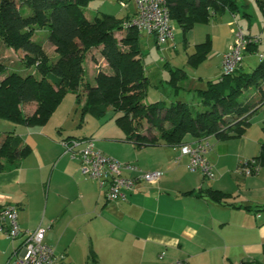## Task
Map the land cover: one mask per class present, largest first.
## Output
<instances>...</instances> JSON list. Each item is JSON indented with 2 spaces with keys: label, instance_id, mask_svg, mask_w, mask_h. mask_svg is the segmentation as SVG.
I'll return each mask as SVG.
<instances>
[{
  "label": "crops",
  "instance_id": "0c3cea01",
  "mask_svg": "<svg viewBox=\"0 0 264 264\" xmlns=\"http://www.w3.org/2000/svg\"><path fill=\"white\" fill-rule=\"evenodd\" d=\"M230 13L216 18L205 36V40L211 36L212 45L199 65L205 67L198 81L188 74V67H180L186 78L192 77L190 84L197 96V89H205L208 81L222 76L223 55L239 31L234 26L239 24L236 14ZM190 32L187 42L183 34L185 45L191 42ZM176 37L174 31L168 48L175 47ZM61 106L62 102L42 125L22 124L14 129L6 123L4 132H15L31 151L17 167L0 170V206L17 208L22 231L16 239L0 232V264L9 263L25 241V232L40 227L46 229L44 242L63 256L64 264H176L179 260L189 264H264V167L250 176L237 172L243 162L260 154L264 106L251 116L243 136L209 138L211 148L206 157L214 167L212 179L189 169V157L182 154L180 146L139 148L126 140L117 124V128L95 129L83 136L67 130L75 104L71 102L67 114ZM35 108V104L24 106L28 113ZM68 138H93L105 155L135 164L142 171H161L162 177L154 183L138 184L124 201H110L106 189L83 174L79 160L66 152L61 141ZM194 140L187 138V142ZM135 174L124 172L126 176ZM208 189L229 196L217 202L199 194ZM190 191L195 193L188 194Z\"/></svg>",
  "mask_w": 264,
  "mask_h": 264
},
{
  "label": "trees",
  "instance_id": "16d2710c",
  "mask_svg": "<svg viewBox=\"0 0 264 264\" xmlns=\"http://www.w3.org/2000/svg\"><path fill=\"white\" fill-rule=\"evenodd\" d=\"M91 1L0 0V38L6 46L21 50L25 66H35L40 75L10 72L0 80L2 119L27 126L42 125L73 91L81 110V124L87 115L100 119L111 109L126 140L139 148L181 147L189 143V136L195 140H228L246 133L251 116L264 106V57L252 72L241 70L240 62L232 73L208 81L205 89H197L200 104L182 100L169 106L164 101L148 103L145 97L149 78L140 56V31L131 27L126 36L119 38L117 33L123 29L125 18L106 13L88 18L85 7ZM257 1L264 14V0ZM168 5L171 19L180 26L185 42L196 24L209 23L219 12L240 11L236 0H168ZM245 15L249 16L247 12ZM38 29L48 30V39L57 53L55 58L33 39ZM211 41L209 35L196 44L195 52L188 55L192 66L198 67L207 58ZM260 42L261 37L245 50L258 51ZM95 49L107 61L110 72L99 71L91 83L85 78L84 61ZM186 77L182 68H170L169 83L176 90ZM29 104L36 105L32 113L24 109ZM30 151L19 135L5 131L0 142V170L17 167ZM252 160L259 170L264 167V140L260 154L248 163ZM199 194L217 202L229 196L214 189Z\"/></svg>",
  "mask_w": 264,
  "mask_h": 264
},
{
  "label": "rangeland",
  "instance_id": "374dc122",
  "mask_svg": "<svg viewBox=\"0 0 264 264\" xmlns=\"http://www.w3.org/2000/svg\"><path fill=\"white\" fill-rule=\"evenodd\" d=\"M236 1L239 5L240 11H236V13H234L239 21V24L234 25L235 28H239V31L240 29H243L244 35L251 38H262L258 51L250 52L248 50H244L242 52V60L240 63L241 70L245 72H252L260 62V54L264 53V14L257 0ZM135 9L134 0H92L89 5L85 7V13L88 18H93L97 14H112L118 18H125V21L123 22V24H125L126 21L133 18L136 13ZM246 12L249 16L245 15ZM218 14V16L211 18L209 23L196 24L194 29L189 34L191 42L186 45L183 42V32L174 20L172 21V26L177 34V37L176 45L174 44L175 47L173 48H168L169 43L167 42L160 45L156 37L153 35L140 32L138 36L141 50L140 56L142 57V61L146 68L147 76L152 78L151 80L149 79L147 86V95L145 97L146 102L152 103L162 100L165 101L167 106H169L173 101L182 100L189 103L200 104V99L196 94H194L195 91H193V87L191 86L193 83L190 84L192 79L190 75L197 78L198 81L199 74L203 72L202 67L205 66H198L200 67L199 69L193 67L188 61V55L195 52L194 45L196 42L199 43L205 40L208 30L215 25V21L217 20L216 18L222 17L223 14L231 15L230 12H219ZM127 33L128 30L123 28L117 33V36L119 38H123ZM33 39L43 45L50 57L55 58L57 56L55 47L48 39L47 29H38ZM172 43L173 41H171V44ZM93 53L89 52L84 61L85 78L91 83H94L95 76L99 71L110 72L108 63L100 54L99 49H95ZM22 56L23 52L21 50H15L6 46L0 38V65L2 67V70L0 69V80L7 76L10 72H18L22 75L33 73L40 76L35 66H25L22 62ZM169 67H188V74L190 75L188 78L180 82L181 87L177 89V92H175L173 86L167 82L170 78ZM71 102L75 104V108L69 113L67 130L74 129L81 134V136H83L86 132L91 130L99 129L101 131H107L111 126L116 128L118 127L116 126L114 113L111 109L100 119L87 115L84 122L81 124V110L80 106L76 102V93L73 91H69L62 101L61 107L66 109L65 114L69 112ZM6 123L10 124V128L16 129L17 127H22V124H14L0 117V139L4 130H6ZM146 126L147 125L145 124V127ZM206 179L211 178L206 177Z\"/></svg>",
  "mask_w": 264,
  "mask_h": 264
},
{
  "label": "built area",
  "instance_id": "2783aa9c",
  "mask_svg": "<svg viewBox=\"0 0 264 264\" xmlns=\"http://www.w3.org/2000/svg\"><path fill=\"white\" fill-rule=\"evenodd\" d=\"M136 13L132 19L123 24V28L134 27L140 32L154 35L160 45L174 38V29L170 16L168 0H134ZM259 38H251L240 30L235 42L229 47L222 58V74L232 73L242 60V52L249 43ZM264 54H260L263 58ZM67 153L79 160L83 174L98 181L100 188L106 189L110 201L126 200L127 192L142 182L154 183L162 177L161 171H142L137 165L123 163L105 155L96 146L93 138H70L61 141ZM211 148L209 138L194 140L181 146L182 154L189 157L188 167L191 171H199L207 178H214L213 165L206 154ZM135 172L126 176L124 172ZM243 175L259 172L255 161L243 162L238 171ZM0 232L11 239L18 238L22 231L18 223V210L15 206H6L0 211ZM46 229L27 231L25 241L15 250L8 264H64L63 256H58L54 249L44 242ZM176 264H189L179 260Z\"/></svg>",
  "mask_w": 264,
  "mask_h": 264
}]
</instances>
